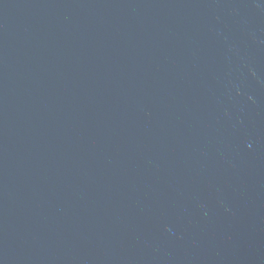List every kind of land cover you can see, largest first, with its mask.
Here are the masks:
<instances>
[{"label": "water", "instance_id": "obj_1", "mask_svg": "<svg viewBox=\"0 0 264 264\" xmlns=\"http://www.w3.org/2000/svg\"><path fill=\"white\" fill-rule=\"evenodd\" d=\"M0 264H264V0H0Z\"/></svg>", "mask_w": 264, "mask_h": 264}]
</instances>
